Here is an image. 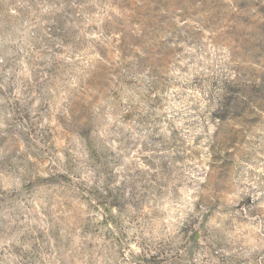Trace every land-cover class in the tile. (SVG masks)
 I'll use <instances>...</instances> for the list:
<instances>
[{
  "label": "rangeland",
  "instance_id": "1",
  "mask_svg": "<svg viewBox=\"0 0 264 264\" xmlns=\"http://www.w3.org/2000/svg\"><path fill=\"white\" fill-rule=\"evenodd\" d=\"M0 264H264V0H0Z\"/></svg>",
  "mask_w": 264,
  "mask_h": 264
}]
</instances>
